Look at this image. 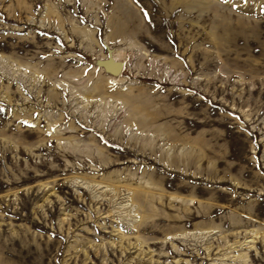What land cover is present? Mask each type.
Returning a JSON list of instances; mask_svg holds the SVG:
<instances>
[{
	"label": "rangeland",
	"instance_id": "obj_1",
	"mask_svg": "<svg viewBox=\"0 0 264 264\" xmlns=\"http://www.w3.org/2000/svg\"><path fill=\"white\" fill-rule=\"evenodd\" d=\"M0 264H264V0H0Z\"/></svg>",
	"mask_w": 264,
	"mask_h": 264
},
{
	"label": "bare ground",
	"instance_id": "obj_2",
	"mask_svg": "<svg viewBox=\"0 0 264 264\" xmlns=\"http://www.w3.org/2000/svg\"><path fill=\"white\" fill-rule=\"evenodd\" d=\"M173 1H176V0H173ZM177 1H181V0H177ZM195 1L196 0H185V2H190V3H192V2L194 3ZM121 55H122V53H121ZM113 57H114V59L116 61H119V58L121 56H120L119 52H115ZM37 74H38V72H37ZM113 76H115V75H113ZM116 77H118V76H116ZM109 79H111L110 81L112 83H116V79L117 78L109 77ZM106 83L107 82L105 80H100L99 79L98 81H96V83L92 86L91 89L82 90L81 91L83 97H85L86 100H88L87 105L93 99H96V97L101 96V94L105 91L104 89H105ZM126 93L127 94H117L116 96H110V97H111V99L114 100V102H118V104L121 105L120 108L118 107L119 110H121V108H124V110H125L124 119L122 120V122H123L122 123V125H123L122 128L123 129L119 132V138L122 139L123 136L125 135L126 137H128L127 143L137 144L138 141L147 140V138H148L147 131L145 129L139 128V129H141L139 132L131 133V132H129V128H131V126H138V127H143L144 128L146 126V124H144V123L146 122V118L147 117H146V115L143 114L142 111L133 108L132 103H133V101L135 102L137 100L138 96L136 94H134V92H131V91L126 92ZM99 100H101L102 103H106L107 100H109V99H106V98L101 96ZM85 106H86V104H85ZM112 113L115 115V114L118 113V110H116V111L113 110ZM166 157H167L168 160H170L171 163H177L179 161V156L176 155V154H168ZM147 187H148V184H146L145 186H142L139 189H132V192L136 193V194H139L141 199L146 200V199H149V195H150V192H151L150 188H147ZM159 198L161 199V197H159ZM192 201L193 200H189L187 205L190 206V203H192Z\"/></svg>",
	"mask_w": 264,
	"mask_h": 264
},
{
	"label": "water",
	"instance_id": "obj_3",
	"mask_svg": "<svg viewBox=\"0 0 264 264\" xmlns=\"http://www.w3.org/2000/svg\"><path fill=\"white\" fill-rule=\"evenodd\" d=\"M106 49L108 52L107 59L98 60L97 65L111 75H121L125 68L124 63L114 59L113 53L109 47L106 46Z\"/></svg>",
	"mask_w": 264,
	"mask_h": 264
}]
</instances>
